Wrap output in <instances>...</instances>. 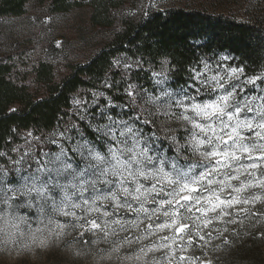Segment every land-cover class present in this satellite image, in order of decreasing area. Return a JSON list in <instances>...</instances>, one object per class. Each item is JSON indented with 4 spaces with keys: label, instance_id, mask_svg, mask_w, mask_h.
<instances>
[{
    "label": "snow or ice",
    "instance_id": "obj_1",
    "mask_svg": "<svg viewBox=\"0 0 264 264\" xmlns=\"http://www.w3.org/2000/svg\"><path fill=\"white\" fill-rule=\"evenodd\" d=\"M191 43L208 46L203 39ZM237 59L230 52L214 53L211 62L200 57L176 89L168 83L174 71L168 59L160 71L150 65L157 95L132 82L145 61L114 58L111 68L120 79L106 76L91 102L73 99L79 123L57 127L43 141L27 133L29 147L13 148L15 158L0 151V220L33 236L44 229L32 228L30 213L45 228L65 217L70 219L55 222L57 230L98 232L105 240L136 229L139 234L123 242L140 244L133 259L142 264L157 252L162 256L152 255L150 264H211L184 253L207 247L213 233L221 238L229 231L225 225L242 223L240 217L264 219V212L252 210L264 204V72L248 75ZM110 93L126 99L118 102ZM138 97L182 123L161 138ZM33 141L56 150L37 153Z\"/></svg>",
    "mask_w": 264,
    "mask_h": 264
},
{
    "label": "trees",
    "instance_id": "obj_2",
    "mask_svg": "<svg viewBox=\"0 0 264 264\" xmlns=\"http://www.w3.org/2000/svg\"><path fill=\"white\" fill-rule=\"evenodd\" d=\"M84 3V0H0V18L23 15L32 4L53 14L68 12ZM87 3L93 10L92 24L109 29L112 34L90 59L68 64L63 76L56 75L51 62L42 60L33 69L22 71L14 56L0 54V151L11 153L29 132L44 138L57 127L73 122L74 94L97 88L106 76L120 79L118 70L111 68L114 58L127 56L145 61L143 70H134L132 75V82L145 86L151 83L149 66L153 69L168 59L174 66L170 75L176 88L187 81L186 69L193 62L214 53L230 52L247 74H256L264 67L263 20H242L185 7L150 9L145 12L147 15L117 18L123 1ZM197 39L206 40L208 46L194 47L191 41ZM110 95L118 102L126 99L115 93ZM0 163L5 161L0 158Z\"/></svg>",
    "mask_w": 264,
    "mask_h": 264
},
{
    "label": "rangeland",
    "instance_id": "obj_3",
    "mask_svg": "<svg viewBox=\"0 0 264 264\" xmlns=\"http://www.w3.org/2000/svg\"><path fill=\"white\" fill-rule=\"evenodd\" d=\"M84 1L83 5L68 12L50 14L44 11L43 7L32 4L28 6L23 15L0 18V54L14 56L22 71L33 69L42 60L51 62L58 77L64 75L68 64L87 61L111 37L112 33L109 29L96 27L92 24V7L87 3L88 0ZM121 1H123V5L116 12L117 18L145 13L150 9L185 7L224 13L242 20L264 21V1L262 0ZM151 2H154L156 7H151ZM212 56L208 58L210 62ZM161 62L153 68L155 71L161 70ZM261 72H264V67L256 74ZM168 83L171 84V79ZM138 85L159 94V89L153 86L152 77L150 85ZM101 87L99 85L90 91L78 92L74 94V98L91 102V93L101 90ZM171 87L176 89L172 84ZM137 102L148 108L149 111L143 115L145 118L155 121L153 131H156L161 138L168 134L169 129H177L182 123L166 115L165 107L157 109L151 105H143V101L139 97ZM104 104V98H100V105ZM90 111L96 113L97 109L92 108ZM71 112L73 122L79 123L74 115V105ZM149 112L154 115H149ZM69 125L60 126L59 129L63 131ZM145 130L147 131V129ZM52 132L40 139L43 141ZM178 134L183 136V131L181 130ZM33 137L36 136L33 135ZM26 138L27 135L15 148L23 151L24 148L29 147L25 143ZM181 142L183 143V140ZM32 147L37 153L41 150H56L52 145L39 144L35 141L32 142ZM10 154L15 158L18 153L11 152ZM169 155H174V153L170 151ZM194 158L198 159V157ZM252 210L264 212V204L257 203ZM21 214H24L23 210H21ZM30 215L33 217L32 228L44 229L35 233V236L26 229L23 234L17 233L0 220V264H142V261L133 259L134 254L138 253L140 244L134 242L129 245L123 242V238L126 236L138 235L139 231L136 229L129 232L118 231L115 236L105 240L103 235L98 232L95 234L84 232L81 235L80 229H73L69 226H66L62 232L56 229V221L65 223L70 218L54 217V222L49 229L35 222L34 213H30ZM128 216L131 218L130 213ZM240 219H242V223L225 225L229 231L224 233L221 238L216 239V233H213L214 238L207 247L201 249L194 245L184 255L200 257L201 260L211 261V264H264V219L258 220L255 217L251 219L240 217ZM166 234L161 233V235ZM152 239L154 240L156 237ZM143 244L151 246V240H144ZM25 245L27 247H24ZM117 247H119V251H114L113 249ZM152 255L160 257L162 253L150 254L149 264Z\"/></svg>",
    "mask_w": 264,
    "mask_h": 264
}]
</instances>
